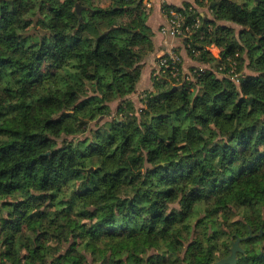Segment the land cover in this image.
Instances as JSON below:
<instances>
[{"label": "trees", "instance_id": "obj_1", "mask_svg": "<svg viewBox=\"0 0 264 264\" xmlns=\"http://www.w3.org/2000/svg\"><path fill=\"white\" fill-rule=\"evenodd\" d=\"M193 2L137 106L143 0H0V264H264V0Z\"/></svg>", "mask_w": 264, "mask_h": 264}, {"label": "crops", "instance_id": "obj_2", "mask_svg": "<svg viewBox=\"0 0 264 264\" xmlns=\"http://www.w3.org/2000/svg\"><path fill=\"white\" fill-rule=\"evenodd\" d=\"M185 1L194 4V0H143V6L147 12L146 22L154 32L152 36L154 49L143 59L140 76L135 87V92L129 95V97L137 105L140 104L139 98L142 95L141 93L144 92V90L152 88V69L159 55L165 53L170 48L177 50L182 57V69L184 72H188L191 66L197 64V62L188 55L183 45L182 38L163 34L159 31L160 25L166 22V15L162 9V4L166 3L181 8L183 7ZM203 13L209 15V12L200 10V14ZM211 50L212 49H210V51ZM218 52L219 49L216 54L214 53V55H218Z\"/></svg>", "mask_w": 264, "mask_h": 264}, {"label": "built area", "instance_id": "obj_3", "mask_svg": "<svg viewBox=\"0 0 264 264\" xmlns=\"http://www.w3.org/2000/svg\"><path fill=\"white\" fill-rule=\"evenodd\" d=\"M164 13L166 22L159 27V31L163 34L183 38L192 26L197 27L199 25V18H195L192 25L186 24L184 13L175 8H169ZM151 76L156 79L165 76L179 79V76H181L184 80H188L190 77L188 72L183 71L181 54L174 48H170L157 57Z\"/></svg>", "mask_w": 264, "mask_h": 264}, {"label": "water", "instance_id": "obj_4", "mask_svg": "<svg viewBox=\"0 0 264 264\" xmlns=\"http://www.w3.org/2000/svg\"><path fill=\"white\" fill-rule=\"evenodd\" d=\"M77 10L79 11L78 5H77ZM239 239L240 238H236V240L233 242L232 247H231V253L226 258H222L218 260L217 264H222V263L233 264L236 261V251L241 250V248L238 245Z\"/></svg>", "mask_w": 264, "mask_h": 264}, {"label": "rangeland", "instance_id": "obj_5", "mask_svg": "<svg viewBox=\"0 0 264 264\" xmlns=\"http://www.w3.org/2000/svg\"><path fill=\"white\" fill-rule=\"evenodd\" d=\"M199 9L200 10H203V11H207V12H209V9L207 8V7H203V8H201V7H199ZM234 28H235V30L237 31L238 30V26H234ZM210 49H212L211 51H212V53L214 54H216L217 53V51H218V48H216V47H214V46H210ZM196 65H198V63L196 64ZM248 71V70H247ZM116 104H117V100H114V101H112V102H110V107H111V111L112 112H114V109H115V107H116ZM137 105V104H136ZM140 105V104H139ZM139 105H137V106H139Z\"/></svg>", "mask_w": 264, "mask_h": 264}]
</instances>
